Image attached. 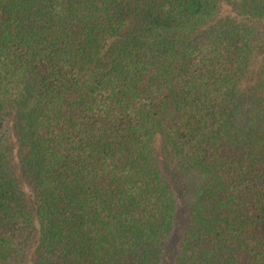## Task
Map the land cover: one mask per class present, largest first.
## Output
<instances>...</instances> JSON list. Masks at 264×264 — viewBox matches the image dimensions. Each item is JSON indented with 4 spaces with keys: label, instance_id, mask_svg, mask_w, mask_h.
<instances>
[{
    "label": "trees",
    "instance_id": "obj_1",
    "mask_svg": "<svg viewBox=\"0 0 264 264\" xmlns=\"http://www.w3.org/2000/svg\"><path fill=\"white\" fill-rule=\"evenodd\" d=\"M0 264H264V0H0Z\"/></svg>",
    "mask_w": 264,
    "mask_h": 264
}]
</instances>
